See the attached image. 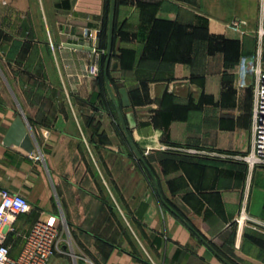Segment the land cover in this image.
<instances>
[{"label": "crops", "instance_id": "crops-1", "mask_svg": "<svg viewBox=\"0 0 264 264\" xmlns=\"http://www.w3.org/2000/svg\"><path fill=\"white\" fill-rule=\"evenodd\" d=\"M112 2L0 0V203L10 191L33 206L13 257L35 221L57 217L49 264H264V167L239 159L253 149L264 0H116L102 85L87 73L108 59ZM105 25V48L71 46ZM19 114L41 160L4 144Z\"/></svg>", "mask_w": 264, "mask_h": 264}, {"label": "built area", "instance_id": "built-area-1", "mask_svg": "<svg viewBox=\"0 0 264 264\" xmlns=\"http://www.w3.org/2000/svg\"><path fill=\"white\" fill-rule=\"evenodd\" d=\"M241 22H235L232 27L239 29ZM101 29L88 28L84 32V39L90 46L96 47ZM97 48V47H96ZM256 61L255 56L244 57L242 69ZM99 64L88 69L87 77L95 78L100 75ZM251 84L255 92L253 149L249 155L239 157L251 167H264V69L253 66L251 68ZM149 150L145 154H149ZM33 159L41 160V155H32ZM0 203V264H49L60 250L62 244V225L64 220L57 217L39 219L32 225L25 235L24 245L18 257H13L12 246L8 243L9 236L15 232L14 224L22 215L33 210L30 200L19 193L4 191ZM250 217L243 212L240 220L248 221Z\"/></svg>", "mask_w": 264, "mask_h": 264}, {"label": "water", "instance_id": "water-1", "mask_svg": "<svg viewBox=\"0 0 264 264\" xmlns=\"http://www.w3.org/2000/svg\"><path fill=\"white\" fill-rule=\"evenodd\" d=\"M115 4H116V0H113L112 12H111V18H110L111 42H110V46L108 49V59H107V62L105 64V69H104L105 77L107 79L108 84H109L108 72H109V66H110L111 57H112V45H111V43H112V33H113V24H114ZM71 46L74 48H78V49H85V50L91 51V52H97L98 51V49L96 47H93V46H82V45H71ZM117 87L119 88L123 107H125V108L130 107L131 106V100H130V95H129L126 87L122 83H118ZM109 91H110V94L112 95L114 104L116 105L117 110L120 114L121 121L123 122V125L126 127V123H125V119H124L121 107L119 106L118 101L114 96V93H113L111 86H109ZM126 131H127V129H126ZM129 139H130V144L132 146V149L135 152L136 156L146 164L144 155L138 149L137 145L133 142L130 135H129ZM4 144L8 147L13 146V145L19 146V147L23 148L29 154H33L35 152L36 143H35L32 135L29 132L27 123H26L22 114H19L15 118L11 128L9 129V131H8V133L4 139ZM221 258L227 264H232L229 261H227L226 259H224L222 256H221Z\"/></svg>", "mask_w": 264, "mask_h": 264}, {"label": "trees", "instance_id": "trees-1", "mask_svg": "<svg viewBox=\"0 0 264 264\" xmlns=\"http://www.w3.org/2000/svg\"><path fill=\"white\" fill-rule=\"evenodd\" d=\"M112 36H113V39L112 41H114V29H113V33H112ZM108 27L107 25H105L103 27V29H101V33H100V40H101V45L103 48H105L107 46V40H108ZM113 48V47H112ZM103 69L102 71L100 72V75H99V82L104 85L105 81H107L106 77H105V73H104V69H105V64L107 62V57L105 56L104 60H103ZM111 63V62H110ZM109 69H110V66H109ZM108 78H109V81H110V73L108 72Z\"/></svg>", "mask_w": 264, "mask_h": 264}, {"label": "rangeland", "instance_id": "rangeland-1", "mask_svg": "<svg viewBox=\"0 0 264 264\" xmlns=\"http://www.w3.org/2000/svg\"><path fill=\"white\" fill-rule=\"evenodd\" d=\"M241 216H242V214H241ZM241 216H240V218H241ZM66 227V226H65ZM65 234L67 235L68 233H67V229H65Z\"/></svg>", "mask_w": 264, "mask_h": 264}]
</instances>
